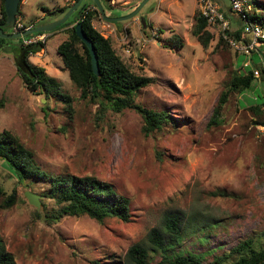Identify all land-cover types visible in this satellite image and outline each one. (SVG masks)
<instances>
[{
    "label": "rangeland",
    "instance_id": "374dc122",
    "mask_svg": "<svg viewBox=\"0 0 264 264\" xmlns=\"http://www.w3.org/2000/svg\"><path fill=\"white\" fill-rule=\"evenodd\" d=\"M142 1L99 0L107 17L129 16ZM65 2L26 0L21 7L26 12L24 24L38 15H45L44 20L56 18L60 14L56 10L69 5ZM94 3L82 0L80 7ZM196 14L197 0H147L127 20L109 22L100 14L93 21L133 72L154 79L135 101L174 120L148 134L137 111L99 110L97 104L80 97L57 52L74 15L64 29L49 32L47 45L29 56L31 63L60 82L70 106L25 87L17 68L21 38L5 39L0 48L4 101L0 132L18 136L49 175H88L111 184L129 199L131 212L129 222L116 218L98 222L86 215L56 219L50 215L60 205L43 195L48 180L35 178L31 188H25L0 160V184L6 192L15 187L19 197L17 204L0 210V235L16 264H130L125 260L129 247L148 246V231L160 225L168 210L184 215L187 232L171 251L207 252L203 264L263 231L264 125L256 123L262 113L251 107L264 102L258 67L264 65V44L253 53L250 67L260 75L245 91L229 93L218 122L212 123L214 108L245 57L227 42L219 44L220 30L215 25H208L213 39L203 47L192 34ZM228 19L232 31L242 30L235 13ZM4 29L12 32L10 27ZM177 37L182 41L179 48L172 44ZM253 56L258 57L253 61ZM219 190L225 195H212ZM25 191L39 195V208L28 203ZM209 223L214 226L208 229ZM201 225L207 227L204 233L190 232ZM204 235L206 239H201ZM159 259V254L153 255L151 264Z\"/></svg>",
    "mask_w": 264,
    "mask_h": 264
},
{
    "label": "trees",
    "instance_id": "16d2710c",
    "mask_svg": "<svg viewBox=\"0 0 264 264\" xmlns=\"http://www.w3.org/2000/svg\"><path fill=\"white\" fill-rule=\"evenodd\" d=\"M215 1L221 5L228 18L232 11L223 7L220 0ZM1 2L0 27L5 32L4 27L8 26L5 22L4 0ZM21 4L22 0L19 3L17 16L21 13ZM250 5L251 10L247 13L248 18L264 27V2L251 0ZM71 6L67 5L57 9L56 11L60 13L57 17L62 16ZM73 15L77 18H73L71 21L73 24L66 31V38L58 44L57 52L62 57L71 82L80 91V97L97 104L99 110H110L115 113L125 109L137 111L143 118V129L146 134L155 129L160 130L166 123H172L174 120L170 118L169 114L147 109L135 101V97L141 89L153 83L154 79L133 72L116 54L111 40L104 37L93 26V21L100 16L95 4H84ZM44 21L34 24L33 27L44 23ZM79 21L82 24L83 32L94 45L99 63L98 76L92 71L88 48L75 33L74 26ZM67 24L68 22L62 24L54 31L64 29ZM143 25H146L145 20ZM208 25L206 19L199 13L196 14L192 34L203 47H207L213 39ZM229 35L237 39L249 40L240 28H236ZM172 42L173 46L178 48L182 46V41L178 37L174 38ZM218 42L222 44L226 41L219 35ZM5 44V38L0 37V48H3ZM17 46L20 50L17 59L19 67L17 68L25 87L33 93L43 94L46 98L55 96L70 106L71 99L60 90V82L55 77L48 75L44 68L29 61V56L39 52L45 47V44L36 42L25 45L21 38ZM258 67L261 72L260 79L264 80V65ZM254 79L255 76L251 69H248L246 73L234 71L227 89L221 94L214 108L210 122H218L220 109L227 101L229 93L245 91L251 86ZM3 105L4 101L0 99V108ZM263 106L264 102L263 104L255 103L251 107V110L262 113V119L256 121L260 125H264V111L261 110ZM0 160L6 163L17 183L25 188L30 189V184L35 178L48 180L49 188L43 195L45 198L54 199L60 205L56 214H51V217L59 219L62 215H86L98 222H103L106 218H116L123 222L131 221L129 199L119 194L111 184L88 175L47 174L34 161L32 151L24 146L18 136L8 130L0 132ZM212 195H225V193L219 190L212 192ZM18 201L19 197L15 187L11 192H6L0 184V210L9 209ZM213 226L214 223L207 225L208 229ZM207 227L201 225L190 232L202 231L204 233ZM185 230L184 215L179 210H168L163 214L160 225L148 231L146 235L148 246H143L140 243L132 245L126 252L125 260L130 264H151L153 255L159 254L160 259L153 264H203L204 253L207 252L196 253L185 249L171 251L187 234ZM201 239H206V236L204 235ZM0 264H16L14 256L6 249L1 235ZM205 264H264V229L257 236L240 240L227 251L224 250L222 253L214 255Z\"/></svg>",
    "mask_w": 264,
    "mask_h": 264
},
{
    "label": "built area",
    "instance_id": "2783aa9c",
    "mask_svg": "<svg viewBox=\"0 0 264 264\" xmlns=\"http://www.w3.org/2000/svg\"><path fill=\"white\" fill-rule=\"evenodd\" d=\"M198 13L201 17L206 19L209 25H215L220 30V36L230 45V47L239 55L245 57L239 72L246 73L248 69L253 71V75L258 77L260 75L257 69H252V55L257 51L258 47L264 40V27L258 22L251 21L247 13L251 10V5L247 4V0H230V10L235 13L242 23V31L248 36L249 40L237 39L229 35L231 30V23L227 18L225 11L221 5L215 0H197ZM32 26H25L18 18L13 27V32L21 33ZM48 35L47 33H33L30 35L22 36L23 44H31L42 42L45 44Z\"/></svg>",
    "mask_w": 264,
    "mask_h": 264
},
{
    "label": "water",
    "instance_id": "95a60500",
    "mask_svg": "<svg viewBox=\"0 0 264 264\" xmlns=\"http://www.w3.org/2000/svg\"><path fill=\"white\" fill-rule=\"evenodd\" d=\"M147 0H143L141 2V4L139 5V7L129 16L126 17H107V15L105 14L103 7L101 5V3L99 2V0H95V6L96 8L99 10L101 16L109 21V22H117V21H124L127 20L131 17H133L134 15L137 14V12L141 9V7L144 5V3ZM223 7L230 9V0H220ZM21 2V0H4V11L6 14V24L8 27H12L15 20H16V16L18 14V10H19V3ZM82 0H76L72 6L60 17L49 21V22H45L42 23L36 27H30L29 29L24 30L23 32L19 33H6L3 31V29L0 27V37L1 38H5V39H9V38H21L22 36L25 35H30L33 33H37V32H51L54 29H56L57 27H59L62 24L67 23L68 19L77 11V9L80 7ZM77 17L75 16L74 19H76ZM142 22H144V18L142 19ZM74 30L76 35L78 36V38L84 42L85 46L88 48L89 53H90V60H91V68L92 71L95 75H99V63H98V58H97V54L94 48V45L91 41V39L83 32L82 29V24L81 22H77L74 26ZM27 201L29 204H32L33 206L39 208L40 206V201H39V195L31 192V191H25L24 193Z\"/></svg>",
    "mask_w": 264,
    "mask_h": 264
},
{
    "label": "crops",
    "instance_id": "0c3cea01",
    "mask_svg": "<svg viewBox=\"0 0 264 264\" xmlns=\"http://www.w3.org/2000/svg\"><path fill=\"white\" fill-rule=\"evenodd\" d=\"M2 1V0H1ZM66 2H65V5H67V4H69V5H72L73 3H74V0H65ZM25 2H26V0H22V4H21V7L22 6H24L25 5ZM21 7H20V11H21V13L19 14V17L23 20V24H24V20H25V16H26V12L24 11V10H22L21 9ZM64 7V6H63ZM62 8V7H61ZM0 9H1V7H0ZM24 12V13H23ZM60 17V16H59ZM56 18H58V17H56ZM56 18H54V19H56ZM45 19V15H38V16H36V18L35 19H33V20H31V21H29L26 25L27 26H33L34 24H36V23H39V22H41V21H43ZM54 19H51V20H45L44 21V23L45 22H49V21H52V20H54ZM26 22V21H25ZM60 30H62V29H60ZM56 33H58V30L56 31ZM54 34V33H53ZM47 35L50 37V35L47 33ZM55 35V34H54ZM48 38V37H47ZM49 39V38H48ZM65 39V38H64ZM63 39V40H64ZM46 41H47V39H46ZM45 45H47L46 44V42H45ZM36 54V53H35ZM35 54H32V55H35ZM258 56H253V61L257 58ZM37 66V65H36ZM40 67V66H39ZM45 70V69H44ZM46 72V71H45ZM47 73V72H46ZM0 99H2V97L0 98Z\"/></svg>",
    "mask_w": 264,
    "mask_h": 264
},
{
    "label": "flooded vegetation",
    "instance_id": "af4514ba",
    "mask_svg": "<svg viewBox=\"0 0 264 264\" xmlns=\"http://www.w3.org/2000/svg\"><path fill=\"white\" fill-rule=\"evenodd\" d=\"M18 18H19V15H18V16H16V20H17ZM16 20H15V21H16ZM14 23H15V22H14ZM13 25H14V24H13ZM12 27H13V26H12ZM12 27H11V28H12ZM12 32H13V30H12ZM14 33H15V32H14Z\"/></svg>",
    "mask_w": 264,
    "mask_h": 264
},
{
    "label": "clouds",
    "instance_id": "9594fccd",
    "mask_svg": "<svg viewBox=\"0 0 264 264\" xmlns=\"http://www.w3.org/2000/svg\"><path fill=\"white\" fill-rule=\"evenodd\" d=\"M33 27V26H32ZM42 33H49V32H42Z\"/></svg>",
    "mask_w": 264,
    "mask_h": 264
}]
</instances>
